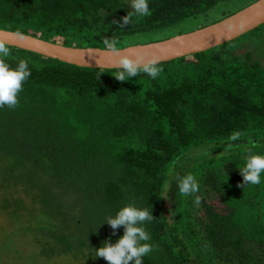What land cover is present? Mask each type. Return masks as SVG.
Wrapping results in <instances>:
<instances>
[{
	"label": "trees",
	"instance_id": "16d2710c",
	"mask_svg": "<svg viewBox=\"0 0 264 264\" xmlns=\"http://www.w3.org/2000/svg\"><path fill=\"white\" fill-rule=\"evenodd\" d=\"M220 1L149 0L150 14L137 16L126 0H0V28L81 47L115 39L119 48L131 34ZM230 43L159 63L155 79L123 82L119 69L5 45L6 62L25 59L31 70L17 106L0 107V188L30 199L11 193L0 209L30 212L37 223L17 237H31L46 258L109 264L95 250L124 228L104 221L135 203L153 215L144 227L154 250L143 264H264V174L246 185L240 171L249 155H264V66ZM218 146L233 151L176 172L191 153ZM186 175L198 193L179 192Z\"/></svg>",
	"mask_w": 264,
	"mask_h": 264
},
{
	"label": "clouds",
	"instance_id": "9594fccd",
	"mask_svg": "<svg viewBox=\"0 0 264 264\" xmlns=\"http://www.w3.org/2000/svg\"><path fill=\"white\" fill-rule=\"evenodd\" d=\"M131 7L137 16L150 14L149 0H132ZM128 23H130V16L127 13L123 17L121 27ZM17 36L21 39L24 38L20 33H17ZM117 44L115 39H104L105 49L109 52H120ZM8 55L9 48L0 42V107L14 108L19 102L18 94L21 92L24 82L30 77L31 70L25 59H21L13 67L4 59ZM159 62L158 56L147 59L144 54H133L131 57L120 56L117 61L119 71L115 78L123 82L143 73L155 79L162 71ZM96 63H100L99 59L96 60ZM236 139L238 136L232 137V140ZM240 171L246 185L260 184L262 174H264V155H249L245 166ZM178 189L184 196H191L199 192V184L194 176L186 175L179 183ZM199 202L197 199L196 203ZM152 218V210L139 207L135 203H129L119 209L114 216L108 217L104 222H107L114 232L123 226L124 234L115 243L105 240L102 246L95 250V257H102L109 264H129V262L143 264V258L154 250V245L150 243L151 236L144 227L145 223L150 222Z\"/></svg>",
	"mask_w": 264,
	"mask_h": 264
},
{
	"label": "water",
	"instance_id": "95a60500",
	"mask_svg": "<svg viewBox=\"0 0 264 264\" xmlns=\"http://www.w3.org/2000/svg\"><path fill=\"white\" fill-rule=\"evenodd\" d=\"M263 24L264 0H256L209 25L159 41L124 46L118 48V53L109 52L102 47L65 45L5 28H0V42L79 67L119 69L117 61L120 56L144 54L146 59L158 56L159 63L168 62L221 46ZM17 33L24 38L21 39ZM97 59L99 64L96 63Z\"/></svg>",
	"mask_w": 264,
	"mask_h": 264
},
{
	"label": "rangeland",
	"instance_id": "374dc122",
	"mask_svg": "<svg viewBox=\"0 0 264 264\" xmlns=\"http://www.w3.org/2000/svg\"><path fill=\"white\" fill-rule=\"evenodd\" d=\"M254 1L256 0H221L207 11L191 16L180 15L179 17L170 20L169 23L163 24L161 27L152 31H143L131 34L124 39L123 44L124 46L144 44L189 32L199 27L219 21L222 18L248 6ZM131 3L132 0H126V4L129 7H131ZM231 42L230 48L235 51L236 55L245 57L247 53H250L255 60L260 61L264 66V24L261 25L259 29H255L254 31H251ZM225 151L230 152L233 150L231 148L225 149L224 147L219 146L217 149L203 147L202 150L191 153L189 155L191 158L186 162H184V160L176 169V172L181 169H187L194 162L201 161L210 156L218 154L221 155ZM204 153L207 154L205 155ZM1 174L3 173L0 172V175ZM4 190L5 189L0 188V206L3 205L2 202H4V196H9L11 193L16 197L22 196L25 199V203L30 204V199L25 198V194L22 190L19 191V193L13 189L8 190L7 193L4 192ZM166 201L167 209L169 210L171 202L168 194L166 196ZM18 215L19 216L15 213L9 214L8 210L2 212V209H0V264H61L62 262L64 264H75L77 262L75 257L51 259L39 255L37 246L33 243L34 241L31 237H17L20 230L36 232V217H32L30 212L28 216L19 212Z\"/></svg>",
	"mask_w": 264,
	"mask_h": 264
}]
</instances>
